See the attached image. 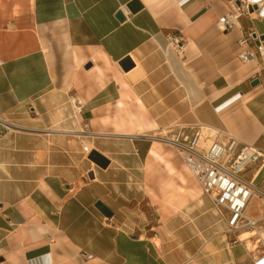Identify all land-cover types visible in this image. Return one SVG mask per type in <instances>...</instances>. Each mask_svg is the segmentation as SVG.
I'll use <instances>...</instances> for the list:
<instances>
[{
  "label": "crops",
  "instance_id": "1",
  "mask_svg": "<svg viewBox=\"0 0 264 264\" xmlns=\"http://www.w3.org/2000/svg\"><path fill=\"white\" fill-rule=\"evenodd\" d=\"M238 1L0 0V118L17 127L0 138V264H264V210L230 230L158 140L202 123L264 151V66L238 57L264 13L217 26ZM244 177L264 191V162Z\"/></svg>",
  "mask_w": 264,
  "mask_h": 264
},
{
  "label": "built area",
  "instance_id": "2",
  "mask_svg": "<svg viewBox=\"0 0 264 264\" xmlns=\"http://www.w3.org/2000/svg\"><path fill=\"white\" fill-rule=\"evenodd\" d=\"M239 13H227L221 16L217 26L222 31L234 27L235 20L241 14L254 12L250 8L257 5L264 13V0H239ZM177 43V39L171 37ZM254 43V48L250 43ZM243 47L238 57L250 62L259 57L264 66V35L248 32L240 41ZM82 106H75V113H81ZM89 124H85V129ZM16 125L0 118V138L9 131H15ZM204 125L198 123L194 128L176 127L166 132L160 139L172 145L185 165L191 170L203 192L210 198L215 209L222 215L230 230L255 229L259 219L248 215L247 210L255 199L264 201V191L252 180L244 177L245 171L253 164L264 162V151L253 144L239 141L234 136L215 131L211 143L207 146L209 135L204 137ZM211 130V129H210ZM84 151L91 152L89 145Z\"/></svg>",
  "mask_w": 264,
  "mask_h": 264
},
{
  "label": "water",
  "instance_id": "3",
  "mask_svg": "<svg viewBox=\"0 0 264 264\" xmlns=\"http://www.w3.org/2000/svg\"><path fill=\"white\" fill-rule=\"evenodd\" d=\"M237 4L240 5V1H238ZM136 8H139V5L137 3H136ZM257 8H258V6L255 5L254 7L250 8V10L252 11L253 9H257ZM117 16L121 20L125 19L124 13L122 11H119ZM124 65H125V68L129 69L133 66V63L131 60L128 59L124 62ZM259 82H260L259 79H254L252 81V85L256 86L259 84ZM90 159H92L94 162H96L99 166H101L103 168H106L109 164V160L95 150L91 152ZM96 206L105 215H107V216L113 215V212L111 211V209L109 207H107L104 203H102L101 201H97Z\"/></svg>",
  "mask_w": 264,
  "mask_h": 264
},
{
  "label": "rangeland",
  "instance_id": "4",
  "mask_svg": "<svg viewBox=\"0 0 264 264\" xmlns=\"http://www.w3.org/2000/svg\"><path fill=\"white\" fill-rule=\"evenodd\" d=\"M141 131H143V129H141ZM160 139V138H159ZM178 154V153H177ZM252 166V165H251ZM250 166V167H251ZM253 203H255V202H253ZM256 205H251V207L249 208V213H251V215H254V214H257V213H260L261 212V210L263 209L264 210V201H262V200H260V201H258V202H256L255 203ZM151 213H153L152 211H151ZM261 227H263L264 228V224H262V226ZM245 232H247V231H245ZM263 232H264V230H263Z\"/></svg>",
  "mask_w": 264,
  "mask_h": 264
},
{
  "label": "bare ground",
  "instance_id": "5",
  "mask_svg": "<svg viewBox=\"0 0 264 264\" xmlns=\"http://www.w3.org/2000/svg\"><path fill=\"white\" fill-rule=\"evenodd\" d=\"M207 129V128H206ZM59 131V130H58ZM216 131V130H215ZM215 131H214V129H212V131H211V133H209V134H214L215 135ZM93 135H95V134H93ZM210 138H208V140H207V146L211 143V140H209ZM158 140H160L161 141V139H158ZM153 152H155V150H153ZM93 164H94V162H93ZM259 233H260V231H259ZM250 235V233L249 232H244V234H243V236L244 237H247V236H249Z\"/></svg>",
  "mask_w": 264,
  "mask_h": 264
}]
</instances>
